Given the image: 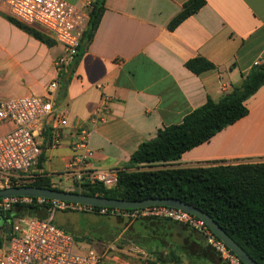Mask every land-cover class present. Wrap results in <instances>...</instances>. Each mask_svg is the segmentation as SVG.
Segmentation results:
<instances>
[{
  "label": "crops",
  "instance_id": "1",
  "mask_svg": "<svg viewBox=\"0 0 264 264\" xmlns=\"http://www.w3.org/2000/svg\"><path fill=\"white\" fill-rule=\"evenodd\" d=\"M64 1L88 12L96 0ZM188 1L105 0V12L83 55L74 67L60 70L56 63L63 48L56 43L47 45L10 22L8 7L0 2V101L45 96L49 84L57 80L55 108L68 115L61 146L51 145V123L39 138L42 154L37 176H49L54 185L76 184L65 170L74 157L84 155L74 147L82 128L90 131L92 168L124 169L143 142L155 138L166 126L182 123L209 98L219 101L233 87L242 85L254 65L264 62V0H206L198 12L170 30L169 23ZM29 27L52 39L39 26ZM196 57L206 58L214 69L194 74L186 63ZM105 98L109 99L106 120L94 123L96 110ZM245 105L249 110L245 117L170 165L209 167L263 162L264 85ZM11 127L1 125L0 136ZM154 219L161 221L162 242L170 251L167 255L173 250L166 244L185 250L197 247L203 256L225 264L218 253L202 244L199 233L190 229L191 242L180 246L172 240L177 228L169 220ZM61 221L56 225L73 235L68 222ZM81 243L78 240L79 250L89 248ZM107 256L101 264L163 263L165 258L161 254L133 261L114 253Z\"/></svg>",
  "mask_w": 264,
  "mask_h": 264
},
{
  "label": "trees",
  "instance_id": "2",
  "mask_svg": "<svg viewBox=\"0 0 264 264\" xmlns=\"http://www.w3.org/2000/svg\"><path fill=\"white\" fill-rule=\"evenodd\" d=\"M205 3L206 0L186 2L168 28L174 30ZM104 12L105 0H96L90 5L78 61ZM8 20L47 45L55 43L38 29L11 17ZM186 67L194 74L201 75L215 66L204 57H196L188 61ZM263 85L264 62L254 65L242 85L233 87L219 101L209 98L203 106L185 116L182 123L166 126L158 131L155 138L143 142L131 155L129 165L119 170L118 183L114 188L82 184L76 193L129 201L174 198L186 202L208 213L258 264H264V161L209 167L170 165L187 151L209 141L218 132L245 117L249 112L245 102ZM10 186L59 190L46 175L37 176L28 183L23 180ZM48 208V204L33 203L0 209V247L10 239L15 220L25 215L46 218ZM168 222L173 228L179 224L171 220ZM162 262L183 264L174 252L165 256Z\"/></svg>",
  "mask_w": 264,
  "mask_h": 264
},
{
  "label": "built area",
  "instance_id": "3",
  "mask_svg": "<svg viewBox=\"0 0 264 264\" xmlns=\"http://www.w3.org/2000/svg\"><path fill=\"white\" fill-rule=\"evenodd\" d=\"M1 1L7 5L13 19L27 26H39L63 48V54L56 63L58 70L76 63L89 21L86 8H76L64 0ZM58 88L59 82L54 80L49 84L45 96L28 95L0 101V126H12L0 136V185L10 187L12 183L37 177L36 168L42 154L39 138L50 123L51 145L61 146L63 128L68 125V115L66 111H57L55 108ZM108 103L109 99L105 98L96 110L94 123L105 122ZM77 136L79 140L74 146L75 150L82 151L84 155L76 156L68 163L66 174L79 185L101 184L105 188H114L118 183L119 171L92 168L89 160L93 153L88 147L90 131L82 128ZM33 203L48 204V216H28V219L21 217L15 222L10 239L0 247V264H101L104 259H108L106 251L98 252L92 248L79 250L74 236L53 223L54 216L59 211L111 215L132 221L141 218L168 219L199 233L225 264H245L201 219L176 208L149 206L124 210L43 197L14 196L0 199V209L6 210L15 204Z\"/></svg>",
  "mask_w": 264,
  "mask_h": 264
},
{
  "label": "rangeland",
  "instance_id": "4",
  "mask_svg": "<svg viewBox=\"0 0 264 264\" xmlns=\"http://www.w3.org/2000/svg\"><path fill=\"white\" fill-rule=\"evenodd\" d=\"M31 180V178L26 179V182ZM54 187L71 192L80 190L77 183L71 186L58 184ZM1 188L5 187L0 185ZM23 218L28 219V216L25 215ZM58 220L68 222L67 227L71 229L77 242L79 240L82 242L81 244L98 252L114 253L120 259L132 258L133 261H141L145 258H158L161 254L165 257L170 252L164 248L161 233L163 227L160 226L161 221L158 219L141 218L132 221L111 215L99 216L92 213L58 212L53 223L56 224ZM200 238L202 244L206 243L203 242L205 240L202 236ZM166 246L182 257L183 264H223L219 259L218 262H215L209 255L203 256L197 247H190L185 250L176 245L166 244ZM110 264H115V262L112 261Z\"/></svg>",
  "mask_w": 264,
  "mask_h": 264
},
{
  "label": "water",
  "instance_id": "5",
  "mask_svg": "<svg viewBox=\"0 0 264 264\" xmlns=\"http://www.w3.org/2000/svg\"><path fill=\"white\" fill-rule=\"evenodd\" d=\"M66 81H64V85ZM65 91V87L63 88ZM14 196H31L43 197L57 201H68L79 204H85L95 207H105L114 209H139L149 206H168L190 213L201 219L210 230L221 240L227 247L235 253L245 264H258L208 213L174 198H150L143 201H129L122 199H110L102 196H91L82 193H76L65 190H56L40 188L36 186H10L0 189V199ZM176 232L173 242L180 246H186L191 242L190 234L192 230H185L183 225L176 226Z\"/></svg>",
  "mask_w": 264,
  "mask_h": 264
}]
</instances>
